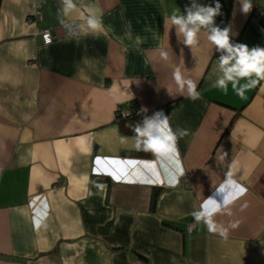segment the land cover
Masks as SVG:
<instances>
[{
  "label": "crops",
  "instance_id": "1",
  "mask_svg": "<svg viewBox=\"0 0 264 264\" xmlns=\"http://www.w3.org/2000/svg\"><path fill=\"white\" fill-rule=\"evenodd\" d=\"M190 2L80 0L81 11L102 13L105 31L67 37L61 0H0V264H264V82L244 98L213 87L219 53L203 30L192 49L168 31L171 11ZM220 3L215 22L233 40L264 45V0L247 13L239 0ZM45 30L57 39L45 44ZM177 64L199 99L169 94ZM124 111L137 122L163 111L188 129L178 185L149 163H112L154 159L122 130ZM97 160L142 182L96 175ZM229 172L247 192L230 216L215 215L238 222L223 238L192 213L237 194Z\"/></svg>",
  "mask_w": 264,
  "mask_h": 264
},
{
  "label": "clouds",
  "instance_id": "2",
  "mask_svg": "<svg viewBox=\"0 0 264 264\" xmlns=\"http://www.w3.org/2000/svg\"><path fill=\"white\" fill-rule=\"evenodd\" d=\"M241 11L247 13L250 11L253 0H239ZM61 8L58 9L60 23L65 28H69L70 22L74 23L76 32L70 34L77 35H100L105 31V25L102 19V13L97 12L90 6H86L81 11L80 0H61ZM76 14L73 16V14ZM221 13L220 0H213L211 4L201 3V0H191L186 4L183 12L180 8H174L168 17V31L174 27L178 42L189 46L190 49L199 46L201 43V31L206 35L207 41L212 46V53H219L216 57V68L218 75L213 83L216 87L227 93L229 84L233 92L244 98L249 88L264 82V45L249 46L247 43L238 42L232 39L236 33L232 32L230 26L220 27L215 22V17ZM139 41V38H137ZM160 56L164 60L169 59V54L165 50L160 51ZM172 79L175 82V93L171 88H167L169 94H187V98L197 100L200 98V92L197 89L198 81L184 75L179 64L173 69ZM243 81V82H242ZM130 91V90H129ZM129 100L132 98L130 91ZM141 112H147V108L140 109ZM124 116L130 115L128 111L123 112ZM132 128L137 151L152 153L154 159L151 161L142 159H124L118 160L119 163H127V160L140 163H149L154 165L162 174L168 177L170 185H178L184 176V169L180 158L178 141L188 135V129L176 127L173 128L169 121V115L163 111H155L151 115H145L135 124L129 125ZM122 142L124 138L122 137ZM226 156L227 153H224ZM118 163V164H119ZM123 173V171H122ZM109 176L114 181L122 174H118L112 168L107 173L97 174ZM131 176V175H130ZM229 178L226 181L229 186H235L238 189L237 194L229 193L222 203L209 212L201 207L194 210L192 215L196 222H203L211 233H216L223 238H227L230 228H235L234 222L229 225L217 222L214 217L217 213L231 215V204L240 196L247 192L243 183L237 180L233 173L229 172ZM136 178L135 176H131ZM122 178V177H121ZM123 182V181H118ZM167 180H165V183ZM129 183V182H127ZM162 185V182H156ZM245 202L241 207H246Z\"/></svg>",
  "mask_w": 264,
  "mask_h": 264
},
{
  "label": "built area",
  "instance_id": "3",
  "mask_svg": "<svg viewBox=\"0 0 264 264\" xmlns=\"http://www.w3.org/2000/svg\"><path fill=\"white\" fill-rule=\"evenodd\" d=\"M74 23H78V21H75V22H70V26L69 28H65L64 25H62V29H63V32H64V35L67 36V37H73V36H78L80 34H77V35H72L70 33L72 32H76L77 30L74 28ZM42 36H43V39H44V43L45 44H50L52 43L53 41H55L57 39V36L55 34H53L51 31L49 30H45L42 32ZM122 164H124V168H129V170L135 166L137 164L136 161H131V160H127V163H124L122 162ZM146 164V163H144ZM131 166V167H130ZM111 171V167L110 166H107L105 165V162L102 160H97V164H95V166L93 167V173L94 174H102L103 173H107ZM126 171L123 170V173H122V178L119 176V178L116 180V181H123V182H129V183H137V182H142V180H140L139 178H134V177H131L130 175H127L125 173ZM147 183H149L148 181H146ZM167 184V182L165 183H162V185H165ZM176 185V184H175ZM197 228V223L196 222H192L188 225V232H193L195 229Z\"/></svg>",
  "mask_w": 264,
  "mask_h": 264
},
{
  "label": "trees",
  "instance_id": "4",
  "mask_svg": "<svg viewBox=\"0 0 264 264\" xmlns=\"http://www.w3.org/2000/svg\"><path fill=\"white\" fill-rule=\"evenodd\" d=\"M254 3H256V4L259 3V0H254ZM133 119H135L134 116L133 117L132 116H125V118H121L120 119V125L122 127V130L125 133H127V134H134L133 131H132V128L129 127V125L135 124L137 122L136 119L135 120H133ZM157 195H158V193L155 192L153 194V196H152V208H154V206H155V202H156ZM140 257L142 259L146 260L145 257H143V256H140Z\"/></svg>",
  "mask_w": 264,
  "mask_h": 264
},
{
  "label": "water",
  "instance_id": "5",
  "mask_svg": "<svg viewBox=\"0 0 264 264\" xmlns=\"http://www.w3.org/2000/svg\"><path fill=\"white\" fill-rule=\"evenodd\" d=\"M114 161L118 162V160H112V163H116V162H114Z\"/></svg>",
  "mask_w": 264,
  "mask_h": 264
},
{
  "label": "snow or ice",
  "instance_id": "6",
  "mask_svg": "<svg viewBox=\"0 0 264 264\" xmlns=\"http://www.w3.org/2000/svg\"><path fill=\"white\" fill-rule=\"evenodd\" d=\"M119 177H117V179H118Z\"/></svg>",
  "mask_w": 264,
  "mask_h": 264
}]
</instances>
